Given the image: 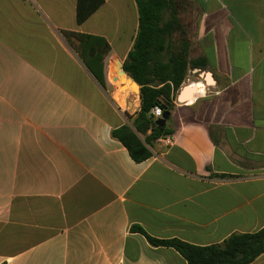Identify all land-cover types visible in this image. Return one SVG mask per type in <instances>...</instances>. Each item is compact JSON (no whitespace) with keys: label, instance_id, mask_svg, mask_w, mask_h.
<instances>
[{"label":"crops","instance_id":"obj_1","mask_svg":"<svg viewBox=\"0 0 264 264\" xmlns=\"http://www.w3.org/2000/svg\"><path fill=\"white\" fill-rule=\"evenodd\" d=\"M186 1L189 58L214 80L198 75L204 93L194 82L167 122L172 144L136 163L111 136L126 123L59 36L114 41L124 62L135 0H103L81 25L78 0H0V264H188L132 228L206 247L264 227V0ZM112 73L119 108L139 99Z\"/></svg>","mask_w":264,"mask_h":264},{"label":"trees","instance_id":"obj_2","mask_svg":"<svg viewBox=\"0 0 264 264\" xmlns=\"http://www.w3.org/2000/svg\"><path fill=\"white\" fill-rule=\"evenodd\" d=\"M135 2L139 26L132 48L124 60L123 70L140 87V109L132 126L123 124L116 127L112 129L111 136L125 146L136 163H141L152 157L151 148L155 142L174 134L167 123L164 127L157 126L152 110L158 106L163 113H170L169 121L189 72L204 69L206 63L189 58L190 42L179 19L181 0ZM102 3L103 0H78V25L83 24ZM63 34L68 40H76L79 58L99 85L105 91L107 83L109 87L111 83L117 89L112 66L110 69L106 67L105 76V59L111 53L107 40L76 32ZM132 229L144 234L154 247L176 250L188 264H252L264 254V227L255 233L234 234L220 245L206 247L177 239L158 240L147 235L140 227Z\"/></svg>","mask_w":264,"mask_h":264},{"label":"rangeland","instance_id":"obj_3","mask_svg":"<svg viewBox=\"0 0 264 264\" xmlns=\"http://www.w3.org/2000/svg\"><path fill=\"white\" fill-rule=\"evenodd\" d=\"M181 4L183 5V7L181 8V13H179L180 14V20L183 23L184 27H186V29H187V32H188L187 39L189 40L194 35V31H193L194 21L191 18V14H190L191 11H190L189 3L186 0H181ZM59 36L62 39L64 47L66 49H68L70 54L74 57V61L76 60V61L81 62V60L78 57V52H77L78 51V44H77L76 40H74V49H73V47H71L67 43V41L63 38L62 35H59ZM126 50L127 49L125 47H120L116 42L113 41L112 51L107 58V62H106L107 65L106 66H108L109 62H111V65H110V67H111L116 62V60L121 59L120 57H123L125 55ZM122 60L124 61L125 59H122ZM202 72L203 73L206 72L207 76H209L213 82L214 78L210 72H208V71H202ZM106 82H107V80H106ZM194 82L202 83L201 85H202V89H203V93H204L205 87H204L202 79L198 76V74L194 76L191 72H189L188 80L182 86L179 93L182 91L183 88L190 87L191 85H193ZM211 83H207V84H211ZM115 90H116V87H114L111 84L109 87V85L107 83L106 95L110 99L116 113L120 117L117 119V121H119L120 123H126L129 126H132V121L135 118V114L140 109V97H139V99H137V98H134V94H132L131 92L126 93V106L123 108H119L116 105V103L114 102V100L112 99V93H114ZM179 93H178V95H179ZM105 114L108 118L112 119V115L110 113L105 112Z\"/></svg>","mask_w":264,"mask_h":264},{"label":"water","instance_id":"obj_4","mask_svg":"<svg viewBox=\"0 0 264 264\" xmlns=\"http://www.w3.org/2000/svg\"><path fill=\"white\" fill-rule=\"evenodd\" d=\"M116 65L118 66V68L121 70V77H123V81H124V83L125 82H127V81H129V83H130V85L132 86V87H134V86H138L125 72H124V70H123V62H121L120 60H116ZM192 73L193 74H195V75H200L201 77H203L204 79H205V81H206V83H211L212 82V80L210 79V77L209 76H207V74L206 73H203V72H201L200 71V69H194V70H192ZM206 77H209V80H207V78ZM139 87V86H138ZM139 90H140V87H139ZM195 89L194 88H190V87H185V88H183L182 89V91L179 93V95H178V98H177V100L178 101H185L186 99H188V98H190V96L193 94V93H195ZM139 96H140V91H139ZM169 117H170V113H168V112H165V113H163V115H162V117H161V119H159L157 122H156V124H157V126H159V127H164L165 125H166V123H167V121H168V119H169Z\"/></svg>","mask_w":264,"mask_h":264},{"label":"built area","instance_id":"obj_5","mask_svg":"<svg viewBox=\"0 0 264 264\" xmlns=\"http://www.w3.org/2000/svg\"><path fill=\"white\" fill-rule=\"evenodd\" d=\"M152 114L155 118L156 121H158L162 115H163V111L160 107L156 106L154 107V109L152 110ZM158 141L166 144V145H171L173 140H172V137L171 136H166V137H163V138H160Z\"/></svg>","mask_w":264,"mask_h":264},{"label":"bare ground","instance_id":"obj_6","mask_svg":"<svg viewBox=\"0 0 264 264\" xmlns=\"http://www.w3.org/2000/svg\"><path fill=\"white\" fill-rule=\"evenodd\" d=\"M120 71H121V70H120ZM131 87H132V86H131ZM196 87H199V86H196ZM196 87H192V85H191L190 88H194V89H195ZM132 89H133L134 91H137V90L140 91L138 86H134V87H132ZM195 90H197V89H195ZM139 97H140V96H139Z\"/></svg>","mask_w":264,"mask_h":264}]
</instances>
